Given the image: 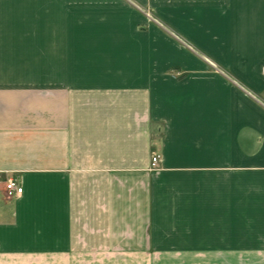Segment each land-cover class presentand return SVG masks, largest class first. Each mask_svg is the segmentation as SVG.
I'll list each match as a JSON object with an SVG mask.
<instances>
[{
	"label": "crops",
	"instance_id": "0c3cea01",
	"mask_svg": "<svg viewBox=\"0 0 264 264\" xmlns=\"http://www.w3.org/2000/svg\"><path fill=\"white\" fill-rule=\"evenodd\" d=\"M263 67L264 0H0V264H264Z\"/></svg>",
	"mask_w": 264,
	"mask_h": 264
},
{
	"label": "built area",
	"instance_id": "2783aa9c",
	"mask_svg": "<svg viewBox=\"0 0 264 264\" xmlns=\"http://www.w3.org/2000/svg\"><path fill=\"white\" fill-rule=\"evenodd\" d=\"M150 16V15H149ZM262 75L264 77V67L262 68ZM159 155H154L151 160V168L155 169L160 161ZM5 192L8 198L21 197L23 195V187L18 184L15 179H9L6 183Z\"/></svg>",
	"mask_w": 264,
	"mask_h": 264
},
{
	"label": "rangeland",
	"instance_id": "374dc122",
	"mask_svg": "<svg viewBox=\"0 0 264 264\" xmlns=\"http://www.w3.org/2000/svg\"><path fill=\"white\" fill-rule=\"evenodd\" d=\"M147 13H149V14H148V16H149V15H150V12L147 11ZM149 17H151V15H150ZM161 24H162V23H161ZM162 26H163L165 29H168L167 26H165L164 24H162Z\"/></svg>",
	"mask_w": 264,
	"mask_h": 264
}]
</instances>
